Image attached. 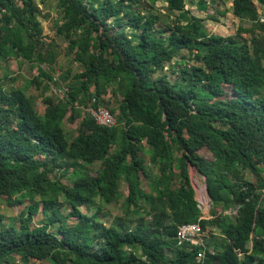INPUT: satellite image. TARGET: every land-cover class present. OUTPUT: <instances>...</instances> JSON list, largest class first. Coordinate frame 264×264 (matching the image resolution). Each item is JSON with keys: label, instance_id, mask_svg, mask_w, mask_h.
<instances>
[{"label": "trees", "instance_id": "obj_1", "mask_svg": "<svg viewBox=\"0 0 264 264\" xmlns=\"http://www.w3.org/2000/svg\"><path fill=\"white\" fill-rule=\"evenodd\" d=\"M55 1L63 48L44 39L34 0H0L4 78L14 58L36 66L30 84L64 93L46 95L40 114L25 87L0 76V202L22 204L0 210V264H264V22L252 0H230L250 25L227 38L194 15L183 23L185 0H163L164 12L141 11L142 0ZM182 50L188 59L169 77L164 63ZM62 52L72 62L54 77ZM100 103L116 125L84 121ZM66 114L80 119L71 139ZM191 165L210 218L199 220L201 243L178 246L176 228L201 215ZM120 186L123 213L105 225L102 207Z\"/></svg>", "mask_w": 264, "mask_h": 264}, {"label": "rangeland", "instance_id": "obj_2", "mask_svg": "<svg viewBox=\"0 0 264 264\" xmlns=\"http://www.w3.org/2000/svg\"><path fill=\"white\" fill-rule=\"evenodd\" d=\"M35 3L38 5L39 13H38V19L43 27V37L48 43H57L58 46L61 48L65 47L64 40L59 37V35L56 33L57 27L56 24L60 19V12L56 7V1L55 0H34ZM102 0H92L93 3L100 2ZM199 0H185L184 8L187 10V12L183 11L181 13H178V16L180 20L183 23L190 24L189 20L187 19V16L194 15L196 17H199L202 19L203 26L210 32H214L216 34H219L220 36L227 38L229 36H232L235 34V25L240 26H249L250 21L248 20H239L237 18H234L229 13L230 8V0H215L213 3L210 2V0H204L206 3L207 9H203L198 6ZM252 3L257 9V12L264 13V4H260L257 0H252ZM151 4L155 6V8L159 12H164V8H162L165 4L163 0H154V3L151 2V0H142L139 8L141 11H145L146 9H149ZM154 10V9H152ZM224 11V12H222ZM210 16H214V19ZM156 25H159V22H156ZM246 37V34H244ZM181 55H183L184 61H186L188 58H186L187 52L185 50H182L180 53H178L171 62L164 63V69L168 71V76L171 77V71L170 69L177 70L179 68V63L181 60ZM189 61V60H188ZM72 61L70 60V57L66 56L63 52L57 57L56 62L53 66V69L50 70V72L55 76L58 75L60 70L65 69L68 65H70ZM74 65V64H73ZM7 77L4 78L5 71H3V68L0 69V76L3 77L1 84L8 86H16V87H25L24 93L26 95H31L33 97V101L35 103V107L37 111L41 114L43 110L45 109V104L43 102V98L46 95L50 94H57V97H61V93L59 89L55 88L50 83H43L40 86L36 87L34 84H30L29 80L33 78L37 74V68L32 63L28 62H19V60L11 58L7 61ZM73 71H75L73 69ZM170 73V74H169ZM15 77L14 81H11L10 78ZM108 103H106V106L113 107L116 106L117 99L114 96L107 95V97H104ZM105 105V104H103ZM105 106V107H106ZM117 112V111H115ZM84 121L86 120L87 123H90L88 119V113L84 111ZM88 115H87V114ZM66 115L62 117L63 125L66 131V137L71 139L72 136L76 134V131L79 127L80 119H77L74 123H68L66 121ZM116 116V114H115ZM201 155L211 158L212 156L210 154H204L202 150L199 152ZM98 163H96L94 166H97ZM264 174V171H262ZM247 178H252L250 174L246 175ZM189 178L190 182L192 183L193 187L195 188V198L199 200L200 202V208L202 213L206 216V218H210V215H208L209 212V197L206 194L205 191V181L204 177L200 175L192 166L189 168ZM147 190V187H145ZM120 191L122 194V197H117V200L115 202H112L110 204H106L102 207L103 211V217L105 219L104 224L109 225L113 216L115 215H121L123 213V191L124 186H120ZM125 193V191H124ZM22 208V204H16L15 206H12V208L7 209L4 204L0 202V210L5 213L7 217L16 215L20 209ZM219 211V209L217 210ZM91 212V211H90ZM131 216H134V212H130ZM41 219V215L38 214L34 217V222H38V220ZM8 218L4 220V222H7ZM249 246V243H248ZM21 264L19 261H13V263Z\"/></svg>", "mask_w": 264, "mask_h": 264}, {"label": "built area", "instance_id": "obj_3", "mask_svg": "<svg viewBox=\"0 0 264 264\" xmlns=\"http://www.w3.org/2000/svg\"><path fill=\"white\" fill-rule=\"evenodd\" d=\"M229 4L231 5V2H229ZM258 20L264 22V13L258 12ZM59 91L62 95L64 94L62 93L61 90ZM95 101L96 100L93 97L91 99V102H95ZM84 110L90 115L93 121L98 125L111 127L117 124L115 116L108 110L107 107H105V105L101 103L97 104L96 106L89 104ZM200 218L201 217H199L198 219ZM200 232L201 229H200L199 221L192 223H182L176 229L175 239L177 241V244L179 245L187 242L195 243L197 242V237L200 235Z\"/></svg>", "mask_w": 264, "mask_h": 264}, {"label": "clouds", "instance_id": "obj_4", "mask_svg": "<svg viewBox=\"0 0 264 264\" xmlns=\"http://www.w3.org/2000/svg\"><path fill=\"white\" fill-rule=\"evenodd\" d=\"M197 200V199H196ZM198 204H200V203H198ZM200 206V205H199ZM199 217H201V218H203V217H206L203 213H202V211H201V215L199 216ZM198 217V218H199ZM200 218V219H201ZM200 219H198L197 221H199ZM196 222V221H195ZM177 229V228H176ZM201 229V228H200ZM175 233H176V231H175ZM200 234H201V232H200ZM199 236H201V235H199ZM197 237V242H195V243H198V242H202V239L200 238V237ZM174 239H175V236H174ZM175 242H176V244H177V241H176V239H175ZM187 243H190V242H187ZM195 243H192V244H195ZM182 244H184V243H182ZM182 244H180V245H182ZM178 246H180L179 244H177ZM202 257V254H200V253H198L197 254V258H201Z\"/></svg>", "mask_w": 264, "mask_h": 264}, {"label": "water", "instance_id": "obj_5", "mask_svg": "<svg viewBox=\"0 0 264 264\" xmlns=\"http://www.w3.org/2000/svg\"><path fill=\"white\" fill-rule=\"evenodd\" d=\"M191 166L195 169V167H194L193 165H191ZM204 186H205L206 194H207V196L209 197V191H208V189H207L206 184H205ZM197 201H198V203H200L199 200H197Z\"/></svg>", "mask_w": 264, "mask_h": 264}, {"label": "bare ground", "instance_id": "obj_6", "mask_svg": "<svg viewBox=\"0 0 264 264\" xmlns=\"http://www.w3.org/2000/svg\"><path fill=\"white\" fill-rule=\"evenodd\" d=\"M190 223H192V222H190ZM182 224V223H181ZM180 225V224H179ZM190 244H192V242H190Z\"/></svg>", "mask_w": 264, "mask_h": 264}]
</instances>
